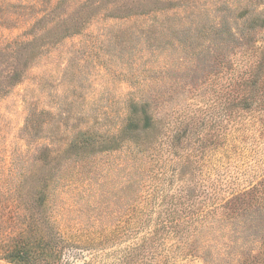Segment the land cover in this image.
I'll use <instances>...</instances> for the list:
<instances>
[{"label": "rangeland", "instance_id": "obj_1", "mask_svg": "<svg viewBox=\"0 0 264 264\" xmlns=\"http://www.w3.org/2000/svg\"><path fill=\"white\" fill-rule=\"evenodd\" d=\"M260 14L0 0V264H264V213L222 212L264 180L260 92L235 85Z\"/></svg>", "mask_w": 264, "mask_h": 264}, {"label": "trees", "instance_id": "obj_2", "mask_svg": "<svg viewBox=\"0 0 264 264\" xmlns=\"http://www.w3.org/2000/svg\"><path fill=\"white\" fill-rule=\"evenodd\" d=\"M263 16L264 15L262 14L256 16V19L252 22L253 27L258 23V20L262 19L261 17ZM251 29L253 28L248 29L247 32L251 33ZM258 52L259 55L257 61L255 62L251 72L249 74H244L240 80L235 82V85L242 87V89L239 90V94L241 95V100H243L241 101V108L244 107V109L246 106L251 105L248 101V96H246L244 91L248 92L249 85L257 86L260 93L258 95L257 105L255 108L256 110L262 111L264 110V45L258 48ZM261 122L264 130V119H262ZM222 212L223 216L227 218H237L243 213H264V180L252 187L250 190L236 195L228 200L222 207ZM12 259L19 263H23V261L26 263L29 260L21 256V254L13 255Z\"/></svg>", "mask_w": 264, "mask_h": 264}]
</instances>
